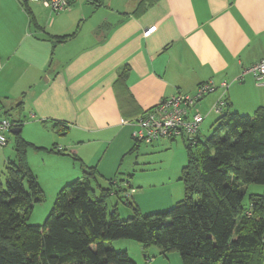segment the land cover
I'll return each mask as SVG.
<instances>
[{
    "label": "crops",
    "instance_id": "crops-1",
    "mask_svg": "<svg viewBox=\"0 0 264 264\" xmlns=\"http://www.w3.org/2000/svg\"><path fill=\"white\" fill-rule=\"evenodd\" d=\"M263 59L264 0H70L58 13L0 0V102L22 124L11 135L21 133L28 152L73 153L110 180L134 170L125 166L134 126L123 121L211 81L217 91L188 109L205 118L195 138L202 140L221 116L211 109L223 94L222 113L264 105V87L246 73ZM60 123L68 127L62 134ZM101 149H114L104 164L96 162ZM16 159L14 138L0 147V172Z\"/></svg>",
    "mask_w": 264,
    "mask_h": 264
},
{
    "label": "trees",
    "instance_id": "trees-1",
    "mask_svg": "<svg viewBox=\"0 0 264 264\" xmlns=\"http://www.w3.org/2000/svg\"><path fill=\"white\" fill-rule=\"evenodd\" d=\"M55 128L62 134L68 127ZM195 138L187 141L180 178L185 198L174 207L144 214L127 197L133 214L122 219L118 206L110 211L106 203L113 188L96 184V193L92 167L60 190L43 225H31L44 193L28 163L33 145L16 135L17 159L0 172V264H137L108 244L119 239L154 244L163 253L177 250L184 264H263L264 195L244 207L243 189L264 185V107L253 117L228 110L212 135Z\"/></svg>",
    "mask_w": 264,
    "mask_h": 264
},
{
    "label": "rangeland",
    "instance_id": "rangeland-1",
    "mask_svg": "<svg viewBox=\"0 0 264 264\" xmlns=\"http://www.w3.org/2000/svg\"><path fill=\"white\" fill-rule=\"evenodd\" d=\"M259 93L264 95V90L260 88ZM261 107H264V105ZM255 110L257 111L258 109ZM255 110L240 114H249L248 116L251 115L253 117L256 114ZM12 115L16 114L11 113ZM11 116L8 117L12 119ZM213 132L214 129L202 131V140H205L206 136L212 135ZM28 136L34 138L36 135L34 132H31ZM8 137L11 146L14 144L15 137L13 135H9ZM188 138L179 136L173 141L161 139L154 144L146 142L138 143V149L133 153L125 155V166L130 165V168L131 166L134 168L132 173H129L132 174V177L126 178L123 182L120 178L117 181L116 179H111L116 183L113 186L110 184V179L103 178L97 170V180L93 183L96 193L101 195L100 190H97L96 184L106 189L112 187L114 192L106 197V203L110 211L113 206H118L122 219H127L133 214L132 208L126 202L127 197H129L132 203L139 205V209L144 214L174 207L185 198V188L180 178L182 169L187 163L188 153L186 144ZM134 143L137 145L136 142ZM106 150L107 154L104 157ZM31 151L28 152L29 167L44 193V199L42 203L34 206L28 223L31 225H43L52 212L60 190L68 183L81 179L84 171L87 170L85 167L88 168L89 165L80 157L73 156V153L70 152L57 155L48 152ZM95 151L96 149H92L91 153ZM113 154L114 149H105V151L101 149L100 155L96 157V162L101 161L104 164L110 161V156ZM128 180L132 187L128 186ZM118 188L122 190L119 195L116 194L119 191ZM26 189L28 190L27 184ZM243 192V206L249 207L252 196L264 195V185L251 183L244 186ZM120 195L123 196V199L119 198ZM108 244H111L114 250L127 252L137 264H184L181 254L177 250L163 253L154 244L144 245L130 239H119L108 242Z\"/></svg>",
    "mask_w": 264,
    "mask_h": 264
},
{
    "label": "built area",
    "instance_id": "built-area-1",
    "mask_svg": "<svg viewBox=\"0 0 264 264\" xmlns=\"http://www.w3.org/2000/svg\"><path fill=\"white\" fill-rule=\"evenodd\" d=\"M30 3L38 4L52 13L65 11L69 7L70 0H28ZM255 78L258 86L264 87V59L252 65L246 70ZM225 92L229 85L226 82L220 85ZM218 86L213 82H205L197 87L194 95L179 93L160 102L155 107L145 113L143 117L135 121H123V124L134 126L132 132L133 140L136 143L146 142L151 144L160 139H176L179 136L194 139L205 120L204 116L196 113L189 116L188 109L198 105L199 101L207 95L217 91ZM227 106L225 95L218 100L211 111L223 114L222 111ZM19 123L13 122L4 112L0 102V147H5L9 143L11 130Z\"/></svg>",
    "mask_w": 264,
    "mask_h": 264
},
{
    "label": "water",
    "instance_id": "water-1",
    "mask_svg": "<svg viewBox=\"0 0 264 264\" xmlns=\"http://www.w3.org/2000/svg\"><path fill=\"white\" fill-rule=\"evenodd\" d=\"M20 131H21V128H19V129L14 128V129L11 130V132H12L13 134H17V133H19Z\"/></svg>",
    "mask_w": 264,
    "mask_h": 264
},
{
    "label": "bare ground",
    "instance_id": "bare-ground-1",
    "mask_svg": "<svg viewBox=\"0 0 264 264\" xmlns=\"http://www.w3.org/2000/svg\"><path fill=\"white\" fill-rule=\"evenodd\" d=\"M15 122V121H14Z\"/></svg>",
    "mask_w": 264,
    "mask_h": 264
}]
</instances>
